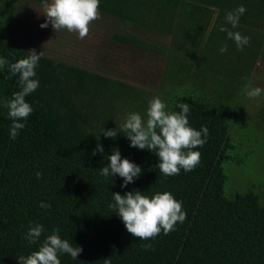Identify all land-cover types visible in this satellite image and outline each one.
<instances>
[{"label":"trees","instance_id":"16d2710c","mask_svg":"<svg viewBox=\"0 0 264 264\" xmlns=\"http://www.w3.org/2000/svg\"><path fill=\"white\" fill-rule=\"evenodd\" d=\"M44 2L0 0V57L9 64L29 51L11 43L16 13ZM241 5L246 12L233 29L225 16ZM212 8L219 18L205 43ZM98 10V19L109 23L108 46L157 57L158 78L136 82L98 61L80 64L42 53L34 77L39 87L26 97L33 112L19 121L25 127L12 139L5 102L20 87L8 64L0 68V264H18L54 228L83 249L77 259L61 254V264H264V166L257 162L264 148V92L251 123L236 129L251 76L256 66L264 71V0H100ZM221 26L250 43L238 49ZM156 96L169 111L187 103L190 125L209 130L203 147L194 149L201 161L190 172L165 176L155 152L131 147L124 132L115 139L101 132L117 129L132 112L146 119ZM98 144L104 152L93 155ZM115 149L142 169L127 187L118 174L100 173ZM136 190L149 197L171 192L183 202L186 220L168 235L134 237L109 205L114 193ZM41 202L51 207L41 208ZM35 224L45 230L33 244L25 234Z\"/></svg>","mask_w":264,"mask_h":264},{"label":"clouds","instance_id":"9594fccd","mask_svg":"<svg viewBox=\"0 0 264 264\" xmlns=\"http://www.w3.org/2000/svg\"><path fill=\"white\" fill-rule=\"evenodd\" d=\"M100 0H48L44 2L46 22L41 24V28H47L49 23L55 31L67 29L70 32H77L81 39L89 34V25L99 18ZM214 15L206 30L207 36L211 34L219 18V10L210 9ZM246 12V8L241 5L234 11H230L225 16V23L230 24L233 29L239 27V19ZM220 31L226 32L230 40H234L238 49L250 43V38L242 35L239 31H232L225 26L220 27ZM227 51V46L220 48V53ZM42 56L38 55L36 49L27 52L26 58L10 63L0 57V68L8 64L11 75L18 76L20 90L13 94L10 101L5 102L8 108V116L13 121L10 126V137L15 139L19 131L25 127L19 121L26 120L33 112V108L26 101V97L35 92L39 87V80L36 76V67ZM264 89L260 87L247 91L250 99L259 97ZM181 111H169L167 105L158 96L148 101L146 119L138 112L127 114L124 122L118 128L102 129L105 137L115 139L118 133L124 132L130 141V146L141 150L155 152L159 159L157 167L165 176L178 175L183 169L185 172L194 170L201 161V153L194 151L198 147H203L207 141L209 130L206 126H201L196 130L190 125V108L187 103L177 105ZM104 148L98 144L93 150V155L103 153ZM110 164L100 169L101 175H119L124 183L121 187H127L134 183L142 169L127 158H121V153L115 149L110 156H106ZM37 179L42 177V173H36ZM114 203L109 207L121 217L127 231L140 240L154 239L163 231L168 235L175 230L177 223L186 220L187 213L183 209V202L177 200L171 192H156L153 196L143 194V192L129 191L125 195L119 192L113 194ZM40 207L48 209L50 204L41 202ZM42 224L31 226L25 234L29 243H36L44 232ZM59 228H54L40 244L39 249L31 252L27 256H20L18 264H61L59 256L69 254L73 259H77L83 251L82 247H74L67 239H62ZM146 249H151V244L143 245Z\"/></svg>","mask_w":264,"mask_h":264},{"label":"rangeland","instance_id":"374dc122","mask_svg":"<svg viewBox=\"0 0 264 264\" xmlns=\"http://www.w3.org/2000/svg\"><path fill=\"white\" fill-rule=\"evenodd\" d=\"M44 14L43 6L28 5L18 10L11 25V43L23 49H36L37 52L50 57L63 56L69 60H76L80 64L94 65L98 61L104 67L110 66L113 73L119 76L124 74V77H131L136 82L154 83L157 80L160 67L157 57L143 56L142 58L136 52L128 53L118 47L113 49L109 47L110 44L108 46L106 28L109 23L107 21L104 23L99 19L92 21L88 36L81 39L77 32H70L67 29L55 31L51 23L47 28H41L40 25L47 19ZM134 62L138 65L135 66ZM134 72L137 73L136 77L131 76L135 74ZM251 84L253 88L264 89V71L259 66H256L251 76ZM152 91L154 92V89ZM164 93L166 95V91ZM261 105V95L253 99L248 98L245 107H242L243 112L237 117L236 129L242 128L244 122L247 125L250 124ZM257 162L264 166V148L259 153ZM254 170L257 171L256 168ZM232 173H237L236 167L232 168ZM226 192H228L227 184Z\"/></svg>","mask_w":264,"mask_h":264}]
</instances>
